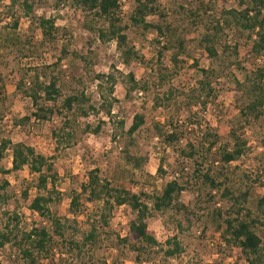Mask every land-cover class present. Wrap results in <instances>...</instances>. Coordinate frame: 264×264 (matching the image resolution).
Wrapping results in <instances>:
<instances>
[{"label": "rangeland", "instance_id": "1", "mask_svg": "<svg viewBox=\"0 0 264 264\" xmlns=\"http://www.w3.org/2000/svg\"><path fill=\"white\" fill-rule=\"evenodd\" d=\"M136 1L128 0L127 11L119 10L122 25L127 27L125 32L129 46L137 53L130 64H125L124 55L116 41L101 42L95 33L84 28L85 22L93 23L94 28L102 24L94 17L85 16L75 7L73 0H36L34 15L29 18L18 7L12 9L15 14L13 18L11 9L5 7L9 1H1L0 43L7 35L18 37L21 42L17 49H3L0 52V141L10 139L13 143L24 142L54 163L57 189L62 194V200L52 208L58 216L70 220L66 229V240H82L90 230L88 216L99 207L98 203L82 198V211L75 217L70 212L72 193L81 192V184L87 181L88 173L93 169H98L99 175L111 181L113 185L130 188L136 193L144 191L150 195L158 194L164 183L171 181L176 173L179 174L176 178L180 183H186V190L182 193L180 202L191 211L189 216L185 211L177 213L175 210H153V215L147 220L149 230L160 244L150 261L140 263L136 259V253L132 252L128 245L118 241L119 236H128L133 240L129 223L134 215L129 208L122 206L113 211L110 225L102 232L95 251L92 252L90 244L87 250L89 253L82 262L76 255L64 256L69 263L84 264L86 261L88 264H101L104 261L107 264H246L237 260L236 248L224 244L221 232L213 222L214 211L219 210L226 214L229 210L228 199H224L222 192L217 191L212 192L215 198L209 199L210 189L199 188L200 179L196 178L195 172L198 164L183 158L179 149L183 148L189 139L194 140L195 136L202 138L207 130L220 135V144L229 139L233 127L240 130L243 122L239 117V109L244 103V98L237 90L236 81L244 80L243 69L264 67V63L257 62L258 56L252 54L251 50L256 33L250 39L249 33L238 27H233L227 32L226 43L232 47L228 54H231V59L239 62L243 69H239L235 62L236 65L227 68L217 80H213L216 98L213 97L206 108L194 105L187 108L184 105V97H172L168 100L170 92H187L198 87V81L202 79L200 69L215 67V64L199 46V40L207 31L206 25L197 24L194 17L186 16V11L181 14L180 7L193 11L207 23L212 19H221L224 10L240 11L243 7L238 0H159L160 9L166 16L165 24L172 25L187 40L185 51L176 56L177 47L169 46V49L163 50V44L156 41L155 31H145L141 26L137 27L132 23L131 15ZM43 16L55 18L60 29L56 40L49 44L42 43V35L37 26L36 19ZM15 19H19V26L13 30ZM147 21H154V17H148ZM235 46L239 50L238 56L231 53ZM63 48L67 49L66 56L61 52ZM160 50L163 52L162 58H159ZM61 57L62 97L56 107H61L66 96L84 91L92 96L91 103L98 109L104 96L110 98V84L103 83L101 88V84L94 77L98 73L112 74L116 80L112 96L116 99L113 101L112 119L102 112H91L90 117L86 119L79 117L77 111H64L63 114L56 113L45 121L33 117L28 124L20 122L35 111L25 92L33 87L37 74H40V81H46L42 71L49 73ZM48 67L51 68L48 70ZM130 73L135 76L139 85L127 94L133 86L129 78ZM20 82L22 90L19 91L16 86ZM136 114L146 117V125L131 139L118 122L124 120L127 129ZM65 121H68V125ZM173 123L179 127L186 126L185 139L181 140L177 147L167 146L157 137L154 128L158 124L166 131H171ZM88 125L92 130L87 129ZM98 125L102 127L97 133L94 129ZM61 127L74 136L66 144L62 142L59 145L53 132ZM190 131H195V134ZM242 133L248 140V151L244 156L228 165L206 163L203 171L210 169L219 181L227 179L228 183L242 187L243 190L250 187L251 194L246 206L255 210L258 199L264 196L262 184L253 182L259 176L264 183V117L245 128ZM130 155L141 159V163L136 165L134 161H129ZM217 158L216 153L211 156V159ZM11 163L12 156L8 151L0 162V185L4 180L9 182L7 194L10 196L8 201L0 200V231L4 230L12 214L17 213L21 218V237V233L31 229L33 219H39L29 210V205L37 194V176L28 168L22 172L5 175L2 170L10 169ZM159 167H163L165 174L159 173ZM24 188L29 189L27 198L23 196ZM74 221L76 223H73ZM258 232L264 241V229L260 228ZM173 236L182 243L184 252L178 258L165 259V241ZM55 240L59 243L50 257L59 259L61 253H66L67 250L61 247L58 238ZM38 260H41L42 264L49 262L43 257ZM0 262L26 263L21 256V248L11 243L0 248Z\"/></svg>", "mask_w": 264, "mask_h": 264}, {"label": "trees", "instance_id": "2", "mask_svg": "<svg viewBox=\"0 0 264 264\" xmlns=\"http://www.w3.org/2000/svg\"><path fill=\"white\" fill-rule=\"evenodd\" d=\"M0 0V4H1ZM5 5L11 9L10 14L15 18L12 9L15 7L24 11L26 17H32L35 12L36 0H8ZM75 7L81 10L85 16L94 17L102 26L94 28L93 23H84V28L89 32L95 33L101 42L116 41L119 49L124 55L125 64H130L132 58H136L137 53L134 48L129 46L128 35L126 34V26H123L122 19L119 14V0H73ZM243 7L242 10L229 9L224 10L221 19H212L208 23L201 16H197L191 10H185L180 7L181 14L187 12L186 16L194 17L197 24L206 25V33L199 40V46L204 49L208 57L215 64V67L202 68L200 72L202 79L198 81V87L192 88L187 92L171 91L167 97L185 98V106L191 108L200 106L206 108L211 99L216 98L215 89L212 86L214 79L217 80L221 72L227 68L236 65L239 69H243L239 62L233 61L230 52V47L227 45L228 31L233 27L241 28L249 33L250 39L256 33V39L253 41L252 54L260 56L264 54V0H238ZM210 7V6H209ZM154 17V21H147L148 17ZM165 13L160 9L159 0H137L136 7L131 15L132 23L145 31H155L157 33L156 41L158 44H163L162 49L167 50L169 46L178 48V53L185 51L186 38L178 32L172 25L165 24ZM37 26L42 35V43H52L56 40L60 29L57 27L56 19L52 17H39ZM167 22V21H166ZM19 26V19H15L13 30ZM0 43V52L5 49L11 51L17 49L19 42L18 37H3ZM163 40V42H162ZM221 47V49H220ZM221 50V51H220ZM19 51V49H18ZM63 56H66L67 49H62ZM235 56L239 55L237 46L232 49ZM163 52L159 51V58H162ZM174 56V60H176ZM62 57L53 65V69L49 73L42 71L46 81H40V74L36 75V81L33 82V87L25 94L31 99L34 107V112L30 116L21 119L22 124H28L33 117L36 120L45 121L54 114H63L66 112H76L79 117L88 119L91 112L96 114L103 113L108 118H113V101L115 76L112 74L98 73L95 75V80L101 84H110V98L103 97L101 106L97 109L92 103L91 95H87L84 91H79L66 96L61 104V107H56L59 99L62 97L61 89V71L60 68ZM236 62V63H235ZM48 67L47 69L49 70ZM46 69V70H47ZM59 70V71H58ZM244 70V80L236 81L237 90L242 93L244 103L239 109V117L243 122L240 130L234 127L229 133V139L223 144H220L221 137L216 132L207 130L202 138L195 136L194 140H188L183 148L179 149L180 155L194 161L198 164L195 169L196 178L200 179L199 188L210 189L209 199L215 197L212 192H222L224 199L229 201V210L226 214L219 210L212 214L213 222L216 224L217 230L221 232L224 244L227 247L237 249V260L244 261L246 264H264V241L259 234L260 228L264 229V196L259 198L255 210L249 209L246 204L249 201L251 190L238 187L235 184L228 183V180L219 181L208 169L203 171L206 163H221L228 165L238 161L248 151V140L245 138L242 131L253 123L264 117V67L256 69ZM129 78L133 83L127 94H130L139 85L135 76L130 73ZM2 78L0 76V83ZM22 83L17 85L20 91ZM1 91V87H0ZM246 98V99H245ZM49 104H53L52 106ZM86 105L88 108H86ZM59 108H61V111ZM70 122V121H69ZM120 128L131 139L143 126L146 125V117L143 114H136L130 126L125 129L126 122L121 120L118 122ZM68 125V121H65ZM172 130L166 131L163 126L156 124L155 133L169 147L179 146L181 140L185 139L184 129L186 126L179 127L177 124H171ZM101 125H98L94 130L99 132ZM91 129V126H87ZM242 130V131H241ZM195 134V131H190ZM55 140L60 144L73 139V134L66 131L64 127L56 129L53 132ZM198 137V138H197ZM11 152L12 166L10 169H3L2 172L8 173L22 172L25 168L35 174L36 196L29 205V210L33 215H37L39 219H33L32 227L29 231L21 233L19 224L21 218L17 213L12 214L10 221L6 224L4 230L0 231V248H4L7 244H15L21 248V256L25 260V264H42L38 258L43 257L48 260L47 264H71L64 256H71L79 259L81 262L86 259L89 253L88 246L91 244L92 252L99 242L102 232L110 225L113 211L122 206L129 208L134 218L129 223L130 237H118L120 243L129 246L132 252L136 253V259L142 263L150 261L153 254L160 246L155 235L149 230L148 218L153 215V210L156 212H164L175 210L177 213H188L189 208L180 202L182 193L186 190V183H180L177 178L171 181H166L158 194L150 195L144 191L140 193L133 192L130 188H125L118 185H113L108 179H104L99 175L98 169H93L88 173L87 181L81 184V192L74 191L71 197L70 212L72 216H77L83 208L82 198L89 202L98 203L99 207L95 212H92L88 219L90 220V230L82 240L75 238L66 240V229L69 227L70 220L60 217L55 213L52 206L59 204L62 200V194L57 189V173L54 168V163L51 159L43 154L37 153L35 148L24 143H13L10 139L0 141V162L6 157L7 152ZM214 152V153H213ZM217 154V159H211L213 154ZM129 161H134L136 165L141 163L134 155L128 157ZM159 173L165 174L163 167H159ZM249 179V177L247 176ZM254 183H260L264 187L258 176L253 180ZM9 182L4 180L0 185V200L8 201L10 196L7 194ZM23 196L28 197L29 189H23ZM208 210V209H207ZM13 222V223H12ZM15 222V224H14ZM73 223H76L75 221ZM55 238L61 241V247L67 250L66 253H61L59 259L51 258L54 248L58 246ZM167 246L164 249L165 259L178 258L183 252L182 243L176 236L165 241ZM67 254V255H65ZM0 264H2L0 262ZM84 264H88L85 261ZM96 264V263H92ZM101 264H107L102 262ZM114 264V263H113Z\"/></svg>", "mask_w": 264, "mask_h": 264}, {"label": "built area", "instance_id": "3", "mask_svg": "<svg viewBox=\"0 0 264 264\" xmlns=\"http://www.w3.org/2000/svg\"><path fill=\"white\" fill-rule=\"evenodd\" d=\"M119 5H120L119 10H122V12L123 11H127V9H128V0H119ZM256 60H257L258 63L263 64L264 63V55L258 56ZM176 176H179V174L176 173L173 176V178H176Z\"/></svg>", "mask_w": 264, "mask_h": 264}]
</instances>
